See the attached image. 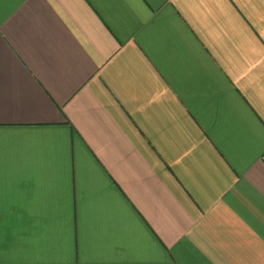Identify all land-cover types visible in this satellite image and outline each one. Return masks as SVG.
Returning <instances> with one entry per match:
<instances>
[{
	"label": "crops",
	"instance_id": "0c3cea01",
	"mask_svg": "<svg viewBox=\"0 0 264 264\" xmlns=\"http://www.w3.org/2000/svg\"><path fill=\"white\" fill-rule=\"evenodd\" d=\"M0 264H264V0H0Z\"/></svg>",
	"mask_w": 264,
	"mask_h": 264
}]
</instances>
